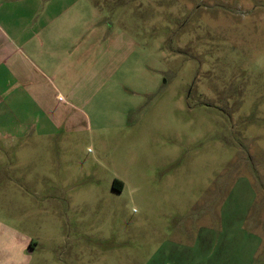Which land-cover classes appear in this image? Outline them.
Segmentation results:
<instances>
[{"label": "rangeland", "instance_id": "374dc122", "mask_svg": "<svg viewBox=\"0 0 264 264\" xmlns=\"http://www.w3.org/2000/svg\"><path fill=\"white\" fill-rule=\"evenodd\" d=\"M66 5L113 79L0 146V264H264V0Z\"/></svg>", "mask_w": 264, "mask_h": 264}, {"label": "crops", "instance_id": "0c3cea01", "mask_svg": "<svg viewBox=\"0 0 264 264\" xmlns=\"http://www.w3.org/2000/svg\"><path fill=\"white\" fill-rule=\"evenodd\" d=\"M105 35L95 13H70L66 0H0V146L94 106L114 73L115 42L110 34L101 44Z\"/></svg>", "mask_w": 264, "mask_h": 264}, {"label": "trees", "instance_id": "16d2710c", "mask_svg": "<svg viewBox=\"0 0 264 264\" xmlns=\"http://www.w3.org/2000/svg\"><path fill=\"white\" fill-rule=\"evenodd\" d=\"M119 183H120V182H119L118 180L115 179V180L113 181L112 186H113L114 189H117L118 191H121V186H119V187L116 186V185L119 184Z\"/></svg>", "mask_w": 264, "mask_h": 264}, {"label": "flooded vegetation", "instance_id": "af4514ba", "mask_svg": "<svg viewBox=\"0 0 264 264\" xmlns=\"http://www.w3.org/2000/svg\"><path fill=\"white\" fill-rule=\"evenodd\" d=\"M32 244H31V242L28 244V246L30 247Z\"/></svg>", "mask_w": 264, "mask_h": 264}]
</instances>
